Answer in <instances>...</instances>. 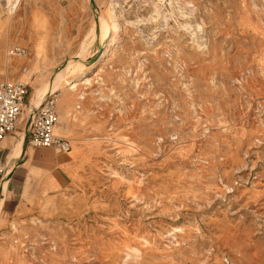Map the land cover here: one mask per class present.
I'll list each match as a JSON object with an SVG mask.
<instances>
[{
    "label": "rangeland",
    "instance_id": "374dc122",
    "mask_svg": "<svg viewBox=\"0 0 264 264\" xmlns=\"http://www.w3.org/2000/svg\"><path fill=\"white\" fill-rule=\"evenodd\" d=\"M110 1L0 0V82L55 86L77 162L0 264H264V0Z\"/></svg>",
    "mask_w": 264,
    "mask_h": 264
},
{
    "label": "crops",
    "instance_id": "0c3cea01",
    "mask_svg": "<svg viewBox=\"0 0 264 264\" xmlns=\"http://www.w3.org/2000/svg\"><path fill=\"white\" fill-rule=\"evenodd\" d=\"M97 66L91 64L88 69ZM2 75L0 69V77ZM29 78L30 75L27 80ZM85 78L81 79L84 81ZM31 103L32 98H30ZM25 108L28 109V107ZM26 112L28 114V111ZM26 126L27 119L21 114L14 131L0 142V157L5 169L3 179L0 181V194H3L0 219L3 221H10L15 216L28 217V214L38 210L36 205L41 202V198L45 199L46 202L63 203L60 194L71 186L73 174L77 169V162L70 155L71 151L56 152L49 147L29 145L26 141ZM60 126L61 130L58 131ZM57 131L67 134V130L62 126V118L57 124ZM20 141H23L22 149L15 152V146ZM6 180V191L3 193L1 183ZM56 209L57 207H51L49 212L54 215ZM19 212H21V216L18 215Z\"/></svg>",
    "mask_w": 264,
    "mask_h": 264
},
{
    "label": "built area",
    "instance_id": "2783aa9c",
    "mask_svg": "<svg viewBox=\"0 0 264 264\" xmlns=\"http://www.w3.org/2000/svg\"><path fill=\"white\" fill-rule=\"evenodd\" d=\"M10 53L25 55L27 49L15 45ZM27 94V84L23 81L4 80L0 82V142L16 128L23 108L28 106ZM57 121V100L56 96L51 94L44 99L40 107L30 108L26 126L27 143L33 147H49L56 152L71 151L70 141L56 133ZM4 172L0 157V181L3 179Z\"/></svg>",
    "mask_w": 264,
    "mask_h": 264
},
{
    "label": "bare ground",
    "instance_id": "6f19581e",
    "mask_svg": "<svg viewBox=\"0 0 264 264\" xmlns=\"http://www.w3.org/2000/svg\"><path fill=\"white\" fill-rule=\"evenodd\" d=\"M95 1V0H94ZM118 0H111L110 1V6L111 5H115V2H117ZM90 2H91V5H92V8H93V6L95 7V5H93V0H90ZM13 3V2H12ZM12 3H10V0H8V4H12ZM96 3V2H95ZM14 4V3H13ZM97 5V4H96ZM9 6V5H8ZM101 12V11H100ZM105 21H104V19H103V16H102V14H100V13H98V15H97V18H96V23H97V25L100 27V26H104L103 25V23H104ZM110 26H108V27H110V34H109V37L111 36V34H113L114 36H112L107 42H106V44H105V46L102 48V50L100 51V53L98 54V56H97V60L96 61H92V62H90V64L89 65H91V64H93V66H96V65H98L101 61H103L104 59H105V55H106V53H107V51H108V49L115 43V40H116V37H117V32H118V25H117V22H115V21H111V19H110V24H109ZM104 27H106V26H104ZM100 31V30H99ZM31 42V41H30ZM17 55V54H16ZM27 55V53L25 54V55H18V56H21V57H25ZM46 64V63H45ZM24 68V70H26V68L25 67H23ZM91 69V68H90ZM89 69V70H90ZM86 79V78H85ZM87 80V79H86ZM77 83L78 82H76V79H75V81L73 80H71L70 82H68V86L71 88V89H74L75 88V86H77ZM55 89V86H51L50 87V90L49 91H51L50 93H48L45 97H48L49 95H51V94H55L54 92H52L53 90ZM45 99V98H44ZM44 101V100H43ZM42 101V102H43ZM30 104V103H29ZM28 104V114H29V111H30V108H33V109H35V108H38V107H40L41 106V104L39 105V106H36V105H33V103H31L30 105ZM31 106V107H30ZM30 107V108H29ZM57 124H58V121H57ZM56 128H57V125H56ZM24 141V140H23ZM23 141H20V142H18L17 144H16V146H15V152H17V151H21V149H22V146H23ZM4 183H5V181L4 182H2L1 184V187H2V192H3V190H4ZM1 195L2 194H0V197H1ZM2 198V197H1ZM1 201V200H0Z\"/></svg>",
    "mask_w": 264,
    "mask_h": 264
},
{
    "label": "water",
    "instance_id": "95a60500",
    "mask_svg": "<svg viewBox=\"0 0 264 264\" xmlns=\"http://www.w3.org/2000/svg\"><path fill=\"white\" fill-rule=\"evenodd\" d=\"M26 141H27V132H26ZM0 193H1V190H0Z\"/></svg>",
    "mask_w": 264,
    "mask_h": 264
}]
</instances>
